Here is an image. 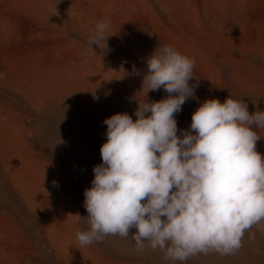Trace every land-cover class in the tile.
<instances>
[{
	"label": "rangeland",
	"instance_id": "374dc122",
	"mask_svg": "<svg viewBox=\"0 0 264 264\" xmlns=\"http://www.w3.org/2000/svg\"><path fill=\"white\" fill-rule=\"evenodd\" d=\"M0 264H264V0H0Z\"/></svg>",
	"mask_w": 264,
	"mask_h": 264
}]
</instances>
